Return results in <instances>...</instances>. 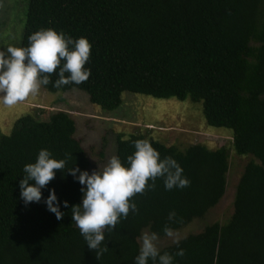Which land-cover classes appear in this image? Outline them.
<instances>
[{
    "label": "trees",
    "instance_id": "16d2710c",
    "mask_svg": "<svg viewBox=\"0 0 264 264\" xmlns=\"http://www.w3.org/2000/svg\"><path fill=\"white\" fill-rule=\"evenodd\" d=\"M48 28L73 39L86 37L92 45L88 80L56 88L53 74L42 85L48 92L77 89L106 111L120 106L123 92L201 102L209 126L233 131L235 153L259 160L244 166L227 221L208 224L160 254L172 255V264H264V0H28L20 47ZM140 139L161 159L174 158L190 185L166 190L163 178L154 188L149 180L147 190L131 198L139 211L130 210L115 229H105L100 247L107 251L97 259L71 215L86 186L67 169L89 167L74 120L64 111L47 121L20 116L0 135V264H136L143 228L163 236L165 225L176 230L219 202L229 167L225 147L193 144L181 150L141 133L118 134L115 156L127 165ZM41 149L66 159L65 170H57L41 189L40 202L26 205L20 180ZM52 189L61 220L45 203ZM172 211L175 221L168 219ZM180 249L183 256L176 255Z\"/></svg>",
    "mask_w": 264,
    "mask_h": 264
},
{
    "label": "clouds",
    "instance_id": "9594fccd",
    "mask_svg": "<svg viewBox=\"0 0 264 264\" xmlns=\"http://www.w3.org/2000/svg\"><path fill=\"white\" fill-rule=\"evenodd\" d=\"M28 40L27 47L8 45L0 50V103L12 107L36 95L42 85L51 82L53 74L58 75L53 85L56 88L88 80L90 69H86L85 65L89 61L92 45L86 37L73 39L48 28L32 33ZM134 147V153L127 157V165L113 155L103 168L99 167L91 174L78 167L67 169L81 185L86 186L81 189L82 203L72 206L71 215L89 249L95 250L97 259L107 251L106 247H100L105 239V229H115L120 218L126 219L130 210L139 211L131 198L144 193L149 187V180L154 188L156 179L163 178L166 190L174 187L183 189L190 185V181L183 176L181 165L171 156L161 159L160 153L148 140H136ZM66 162V159L53 158L49 150L41 149L36 162L24 166L26 175L20 180L19 187L20 197L26 205L41 201V189L55 178L57 170H65ZM45 203L57 220L63 218L55 189L51 190ZM64 206H68L67 200ZM168 219L175 221L176 212H170ZM163 231L179 244V235L171 227L165 225ZM158 240L156 232L142 233L136 264H148L149 259L153 264H172V255L167 252L160 254ZM184 254L183 249L176 253L178 256Z\"/></svg>",
    "mask_w": 264,
    "mask_h": 264
},
{
    "label": "rangeland",
    "instance_id": "374dc122",
    "mask_svg": "<svg viewBox=\"0 0 264 264\" xmlns=\"http://www.w3.org/2000/svg\"><path fill=\"white\" fill-rule=\"evenodd\" d=\"M27 5L28 0H0V50L8 45L20 47ZM121 98L117 109L106 111L90 103L83 91L48 92L41 86L36 95L12 107L0 103V135L8 134L22 115L31 114L38 121H47L52 113L64 111L75 122V138L88 157L89 174L99 167L103 168L115 155L118 134L127 137L132 133H141L181 150L193 144L209 149L223 146L229 162L224 195L203 216L193 218L173 231L182 239L201 231L208 224L227 221L233 213L234 192L244 166L250 161L259 164V160L251 154H236L233 131L209 126L203 116L201 102L173 97L160 99L130 92H123ZM145 231L151 233L148 227L140 231L139 248V238ZM173 243L172 238L163 235L159 236L157 247L161 249Z\"/></svg>",
    "mask_w": 264,
    "mask_h": 264
}]
</instances>
